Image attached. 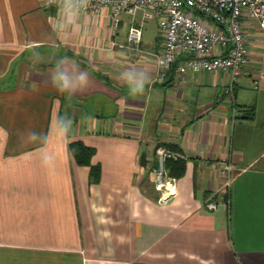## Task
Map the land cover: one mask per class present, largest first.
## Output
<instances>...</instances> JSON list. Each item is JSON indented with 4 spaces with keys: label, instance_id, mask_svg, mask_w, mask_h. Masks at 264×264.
I'll return each instance as SVG.
<instances>
[{
    "label": "crops",
    "instance_id": "obj_1",
    "mask_svg": "<svg viewBox=\"0 0 264 264\" xmlns=\"http://www.w3.org/2000/svg\"><path fill=\"white\" fill-rule=\"evenodd\" d=\"M142 18L0 0V264H264V29L243 22L229 92L228 72L159 79L163 41ZM160 143L185 160L164 196Z\"/></svg>",
    "mask_w": 264,
    "mask_h": 264
},
{
    "label": "built area",
    "instance_id": "obj_2",
    "mask_svg": "<svg viewBox=\"0 0 264 264\" xmlns=\"http://www.w3.org/2000/svg\"><path fill=\"white\" fill-rule=\"evenodd\" d=\"M70 4L78 12L93 14L111 7L115 27L122 11L133 17L141 10L142 20L155 17L163 41L158 78L163 79L171 69L180 76L188 72H228L229 92L249 61L243 22L256 21L264 29V0H70ZM142 20L133 21L128 29L130 44L140 42ZM155 156L152 182L164 196L172 192L175 179L166 162L182 155L160 143ZM222 164L219 174L228 183L233 164L228 160ZM207 206L215 207L216 203Z\"/></svg>",
    "mask_w": 264,
    "mask_h": 264
},
{
    "label": "trees",
    "instance_id": "obj_3",
    "mask_svg": "<svg viewBox=\"0 0 264 264\" xmlns=\"http://www.w3.org/2000/svg\"><path fill=\"white\" fill-rule=\"evenodd\" d=\"M69 147L79 164L91 166L89 171L90 179L96 181L98 178V170L90 164V156L92 155L91 147L86 146L80 140L70 142ZM184 161L183 157L167 161L166 167L169 174L173 177L180 175L184 169Z\"/></svg>",
    "mask_w": 264,
    "mask_h": 264
},
{
    "label": "rangeland",
    "instance_id": "obj_4",
    "mask_svg": "<svg viewBox=\"0 0 264 264\" xmlns=\"http://www.w3.org/2000/svg\"><path fill=\"white\" fill-rule=\"evenodd\" d=\"M154 22H155V20L154 19H152ZM148 23H149V21H148ZM239 79H240V77H239Z\"/></svg>",
    "mask_w": 264,
    "mask_h": 264
},
{
    "label": "water",
    "instance_id": "obj_5",
    "mask_svg": "<svg viewBox=\"0 0 264 264\" xmlns=\"http://www.w3.org/2000/svg\"><path fill=\"white\" fill-rule=\"evenodd\" d=\"M241 117H246L245 115L241 116Z\"/></svg>",
    "mask_w": 264,
    "mask_h": 264
}]
</instances>
